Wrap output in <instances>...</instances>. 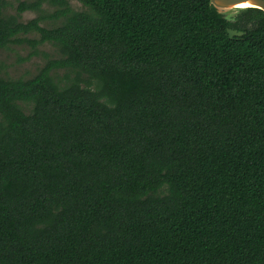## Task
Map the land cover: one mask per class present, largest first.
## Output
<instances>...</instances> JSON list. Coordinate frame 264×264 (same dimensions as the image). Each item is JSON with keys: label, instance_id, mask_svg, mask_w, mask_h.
<instances>
[{"label": "trees", "instance_id": "trees-1", "mask_svg": "<svg viewBox=\"0 0 264 264\" xmlns=\"http://www.w3.org/2000/svg\"><path fill=\"white\" fill-rule=\"evenodd\" d=\"M16 1L0 52L57 57L0 75V264H264V12Z\"/></svg>", "mask_w": 264, "mask_h": 264}, {"label": "rangeland", "instance_id": "rangeland-1", "mask_svg": "<svg viewBox=\"0 0 264 264\" xmlns=\"http://www.w3.org/2000/svg\"><path fill=\"white\" fill-rule=\"evenodd\" d=\"M8 6L5 9V13L15 14L18 2L16 0H6ZM20 1H32V0H20ZM69 5L72 9L77 11L85 10L76 0H70ZM41 11H26L21 14V21L27 22L38 16L42 17L41 25L47 28L55 27L60 24V19L55 18L54 12L56 7H52L47 3H43L40 8ZM241 8L230 9L226 12L225 16L231 21H234L239 16ZM23 37V36H21ZM29 39L37 38L36 34L25 36ZM45 55V56H44ZM48 58H56L57 52L52 45L43 44L33 49L32 45L28 42L22 44H11L8 48L1 50L0 52V75L8 78H30L34 76L38 70L43 66Z\"/></svg>", "mask_w": 264, "mask_h": 264}, {"label": "water", "instance_id": "water-1", "mask_svg": "<svg viewBox=\"0 0 264 264\" xmlns=\"http://www.w3.org/2000/svg\"><path fill=\"white\" fill-rule=\"evenodd\" d=\"M244 1L247 0H210V3L211 5H213L214 8L218 10L219 13L225 15L228 10L237 8L236 5ZM249 1H252L255 4L252 7L260 9L261 11L264 12V0H249ZM227 33L229 38L243 35V32L236 31L233 29H227Z\"/></svg>", "mask_w": 264, "mask_h": 264}, {"label": "bare ground", "instance_id": "bare-ground-1", "mask_svg": "<svg viewBox=\"0 0 264 264\" xmlns=\"http://www.w3.org/2000/svg\"><path fill=\"white\" fill-rule=\"evenodd\" d=\"M254 5L255 4L252 1L247 0V1L241 2L240 4H237L236 7L244 9V8L252 7Z\"/></svg>", "mask_w": 264, "mask_h": 264}]
</instances>
